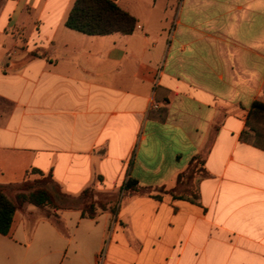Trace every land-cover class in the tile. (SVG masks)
<instances>
[{
  "label": "crops",
  "instance_id": "obj_1",
  "mask_svg": "<svg viewBox=\"0 0 264 264\" xmlns=\"http://www.w3.org/2000/svg\"><path fill=\"white\" fill-rule=\"evenodd\" d=\"M114 1L133 33L67 28L75 0H0V184L35 168L69 195L122 194L94 218L17 210L0 264H264V145L242 139L264 0ZM195 156L189 196L121 191L173 189Z\"/></svg>",
  "mask_w": 264,
  "mask_h": 264
},
{
  "label": "trees",
  "instance_id": "obj_2",
  "mask_svg": "<svg viewBox=\"0 0 264 264\" xmlns=\"http://www.w3.org/2000/svg\"><path fill=\"white\" fill-rule=\"evenodd\" d=\"M136 25L137 19L118 6L114 0H75L65 22L67 28L89 36H106L114 33L128 35L134 32ZM254 122L264 123L262 102L252 103L247 116V130L242 139L248 140L251 136L254 144L263 146L264 133L258 130ZM203 172V158L195 156L190 162L188 171L178 175L177 183L191 180L196 174L200 175ZM121 191L124 193L148 191L149 196L155 200H162L165 194H170L173 198H183L164 187L154 189L155 193L152 194L151 190L140 187L134 179H128L122 185ZM197 197L196 193H192L191 199L195 200ZM28 205L40 208L47 216L52 214V210L75 207L81 210L83 217L94 218L99 210H106L108 205L114 213L117 203L112 205L99 199L93 186L87 187L77 196L69 195L63 192L60 184L50 173L44 174L32 168L21 183L0 184V234L6 235L9 232L14 213Z\"/></svg>",
  "mask_w": 264,
  "mask_h": 264
},
{
  "label": "rangeland",
  "instance_id": "obj_3",
  "mask_svg": "<svg viewBox=\"0 0 264 264\" xmlns=\"http://www.w3.org/2000/svg\"><path fill=\"white\" fill-rule=\"evenodd\" d=\"M254 124L259 127V129L261 131H263L264 133V123L262 122H257ZM38 175H35V177H37ZM195 177V176H194ZM194 177L193 179L191 180H183L182 183L180 184H177V186L173 189H170V190H173V193L175 195H182V196H189V192H191V189L194 187ZM98 193V192H97ZM122 194L117 192V193H98V198L103 200L104 202H109V203H112V205H114L115 203L118 204V202L120 200H122L121 198ZM120 203V202H119Z\"/></svg>",
  "mask_w": 264,
  "mask_h": 264
},
{
  "label": "built area",
  "instance_id": "obj_4",
  "mask_svg": "<svg viewBox=\"0 0 264 264\" xmlns=\"http://www.w3.org/2000/svg\"><path fill=\"white\" fill-rule=\"evenodd\" d=\"M174 22H175V21H174ZM153 107H154V108H157V105L155 104V105H153Z\"/></svg>",
  "mask_w": 264,
  "mask_h": 264
}]
</instances>
